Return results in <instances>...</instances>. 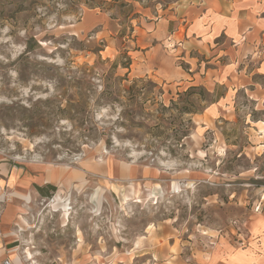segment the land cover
Instances as JSON below:
<instances>
[{"label":"rangeland","instance_id":"rangeland-1","mask_svg":"<svg viewBox=\"0 0 264 264\" xmlns=\"http://www.w3.org/2000/svg\"><path fill=\"white\" fill-rule=\"evenodd\" d=\"M172 2L0 0V264L264 261V105L184 82L207 54L149 37Z\"/></svg>","mask_w":264,"mask_h":264},{"label":"crops","instance_id":"crops-1","mask_svg":"<svg viewBox=\"0 0 264 264\" xmlns=\"http://www.w3.org/2000/svg\"><path fill=\"white\" fill-rule=\"evenodd\" d=\"M162 12L164 18L154 25L150 38L160 46L166 41L178 50L207 54V63L196 64V71H177L184 73V82L229 84L231 92L244 91L254 102L264 105V0H173ZM178 37L182 39L176 41ZM226 100L225 97L213 105L208 116L212 118L220 108H225ZM92 170L103 179L113 176L111 170L100 165ZM135 171L137 176L145 175L143 169ZM146 173L150 175V171ZM31 178L28 183L33 187L53 184L55 180L52 174ZM57 178H65L66 186L72 183L64 172ZM242 253L220 250L206 264H264L263 258L256 259L250 249Z\"/></svg>","mask_w":264,"mask_h":264},{"label":"trees","instance_id":"trees-1","mask_svg":"<svg viewBox=\"0 0 264 264\" xmlns=\"http://www.w3.org/2000/svg\"><path fill=\"white\" fill-rule=\"evenodd\" d=\"M35 188L37 189V191L42 194V195H45V196H48V193H50V191H55L56 190V187L52 184H47L43 187H38V186H35Z\"/></svg>","mask_w":264,"mask_h":264},{"label":"bare ground","instance_id":"bare-ground-1","mask_svg":"<svg viewBox=\"0 0 264 264\" xmlns=\"http://www.w3.org/2000/svg\"><path fill=\"white\" fill-rule=\"evenodd\" d=\"M57 201H58V199H56ZM56 200H54L53 201V206L55 207V205L57 204V201ZM126 200V199H125ZM141 201V200H140ZM56 203V204H55ZM66 210H68V209H66Z\"/></svg>","mask_w":264,"mask_h":264},{"label":"built area","instance_id":"built-area-1","mask_svg":"<svg viewBox=\"0 0 264 264\" xmlns=\"http://www.w3.org/2000/svg\"><path fill=\"white\" fill-rule=\"evenodd\" d=\"M4 264H9V263H4Z\"/></svg>","mask_w":264,"mask_h":264}]
</instances>
